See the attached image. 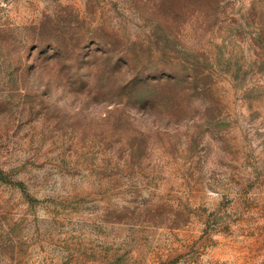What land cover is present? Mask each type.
<instances>
[{
	"label": "rangeland",
	"instance_id": "374dc122",
	"mask_svg": "<svg viewBox=\"0 0 264 264\" xmlns=\"http://www.w3.org/2000/svg\"><path fill=\"white\" fill-rule=\"evenodd\" d=\"M0 264H264V0H0Z\"/></svg>",
	"mask_w": 264,
	"mask_h": 264
}]
</instances>
